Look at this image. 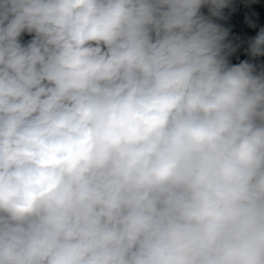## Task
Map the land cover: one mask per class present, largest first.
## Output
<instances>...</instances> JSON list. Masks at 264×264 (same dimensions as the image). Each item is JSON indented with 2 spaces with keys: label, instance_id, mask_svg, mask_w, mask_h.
Returning a JSON list of instances; mask_svg holds the SVG:
<instances>
[{
  "label": "clouds",
  "instance_id": "9594fccd",
  "mask_svg": "<svg viewBox=\"0 0 264 264\" xmlns=\"http://www.w3.org/2000/svg\"><path fill=\"white\" fill-rule=\"evenodd\" d=\"M225 9L0 0V264H264V67Z\"/></svg>",
  "mask_w": 264,
  "mask_h": 264
},
{
  "label": "trees",
  "instance_id": "16d2710c",
  "mask_svg": "<svg viewBox=\"0 0 264 264\" xmlns=\"http://www.w3.org/2000/svg\"><path fill=\"white\" fill-rule=\"evenodd\" d=\"M235 11L225 9L226 19L218 20L222 26L229 28V40L236 51L229 55L230 64H239L247 60L257 66V72L264 67V56L253 58L248 53L249 41L264 27V0H233ZM207 14V9H202ZM255 24V27H251ZM31 37L25 34L23 41Z\"/></svg>",
  "mask_w": 264,
  "mask_h": 264
}]
</instances>
